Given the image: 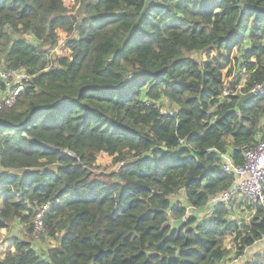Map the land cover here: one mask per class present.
I'll list each match as a JSON object with an SVG mask.
<instances>
[{"label": "trees", "instance_id": "1", "mask_svg": "<svg viewBox=\"0 0 264 264\" xmlns=\"http://www.w3.org/2000/svg\"><path fill=\"white\" fill-rule=\"evenodd\" d=\"M0 60L33 75L0 105V264H221L264 239L262 204L194 214L262 130L264 93L239 100L264 84V0H0Z\"/></svg>", "mask_w": 264, "mask_h": 264}, {"label": "built area", "instance_id": "2", "mask_svg": "<svg viewBox=\"0 0 264 264\" xmlns=\"http://www.w3.org/2000/svg\"><path fill=\"white\" fill-rule=\"evenodd\" d=\"M32 78L33 75L25 68L7 66L0 60V80L5 85L4 95L0 99L1 107L13 105ZM251 92L255 95L264 93V84L257 83ZM243 156L244 162L235 164L229 153L222 154V167L226 172L234 174V180L227 189L210 198L204 207L206 214H211L212 207L218 202L228 206L235 201L264 206V120L256 142L244 147ZM47 208L48 204L44 205L38 215L36 229L43 228L42 213Z\"/></svg>", "mask_w": 264, "mask_h": 264}, {"label": "rangeland", "instance_id": "3", "mask_svg": "<svg viewBox=\"0 0 264 264\" xmlns=\"http://www.w3.org/2000/svg\"><path fill=\"white\" fill-rule=\"evenodd\" d=\"M26 37H27V39L30 42L35 43V44L37 43V40L32 35H27ZM3 95H4V89H0V99H2ZM164 103L167 105V101L166 100H164ZM165 109H166V111L169 110V108H165ZM97 156H98V158H97L96 164L94 163L92 166L90 165L91 167H93L92 168L93 176L97 177L99 179H102L105 182L114 181L115 177L111 176L110 173L116 170L117 164L113 163L112 157H110L107 153L102 152V153L98 154ZM49 168L50 167H48V169ZM10 171L13 172V173H17V174H23L26 171V169H19V170L11 169ZM176 198H177V196L174 197L173 199H176ZM1 206H2V198L0 197V207ZM231 206L233 208V214H232L233 218H239V217L240 218H246L245 217L246 215H241V213H238L235 210V209H238V202L233 203ZM204 213H205L204 212V208H202L201 210L198 211V213H196V211H195L194 214L197 215L196 218L200 221V217H204L203 216ZM15 228H16L15 229L16 232L13 231L12 234L16 233V235H17V234H22L23 233L22 227L20 225L16 224ZM42 234H43L42 228H37L36 229V236L31 241L35 246L41 245L43 247H46L50 243H53V245L55 244V242L52 241V240H46V239L42 238ZM10 235H11V233L9 232V230L0 229V257L4 256L7 251H9L10 249L13 248V244L11 243L10 240H8ZM226 246L228 248L232 247L231 238H228L226 240ZM260 250H257V252L260 251ZM249 251H251V249ZM257 252L256 251H252L250 253V255L248 256L249 258L244 259L243 264H245V262L247 260L251 259L255 255V253H257ZM242 257H243V255H242ZM240 258L241 257L236 258L235 251L233 250V251H231L230 255L227 257V259H225L221 264H237V263H234L232 260L240 259Z\"/></svg>", "mask_w": 264, "mask_h": 264}, {"label": "crops", "instance_id": "4", "mask_svg": "<svg viewBox=\"0 0 264 264\" xmlns=\"http://www.w3.org/2000/svg\"><path fill=\"white\" fill-rule=\"evenodd\" d=\"M179 198H184V196H183V194L181 193V195H179L178 196ZM249 204V203H248ZM250 207V206H249ZM238 213H241V215H246L245 217H247V215H249V213H250V210L248 209V211L246 210V208H245V205L244 206H238V209H235ZM191 212V211H190ZM262 247H264V239H262V240H259V241H257L253 246H250V247H248L246 250H245V254L243 255V257L242 256H240L241 258L240 259H234V260H232L234 263H237V264H243V261H244V259H247V258H249L248 256L250 255V253L252 252V251H256L257 252V250H260ZM229 249H231V251H232V249H233V247H231V248H229ZM251 249V251H249ZM247 252V253H246ZM231 253V252H230Z\"/></svg>", "mask_w": 264, "mask_h": 264}, {"label": "water", "instance_id": "5", "mask_svg": "<svg viewBox=\"0 0 264 264\" xmlns=\"http://www.w3.org/2000/svg\"><path fill=\"white\" fill-rule=\"evenodd\" d=\"M255 96V93L253 92H249L245 95H243L240 100H239V104H241L242 102H244L245 100L252 98ZM190 214V213H189ZM186 219L185 218H178V219H173L172 220V226L173 227H179L181 225H183L185 223ZM16 235V233H14Z\"/></svg>", "mask_w": 264, "mask_h": 264}, {"label": "clouds", "instance_id": "6", "mask_svg": "<svg viewBox=\"0 0 264 264\" xmlns=\"http://www.w3.org/2000/svg\"><path fill=\"white\" fill-rule=\"evenodd\" d=\"M251 92V91H250ZM256 96V95H255ZM203 211V210H202ZM191 213V212H190Z\"/></svg>", "mask_w": 264, "mask_h": 264}]
</instances>
